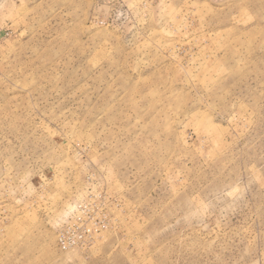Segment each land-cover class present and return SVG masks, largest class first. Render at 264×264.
I'll list each match as a JSON object with an SVG mask.
<instances>
[{"label": "rangeland", "instance_id": "obj_1", "mask_svg": "<svg viewBox=\"0 0 264 264\" xmlns=\"http://www.w3.org/2000/svg\"><path fill=\"white\" fill-rule=\"evenodd\" d=\"M0 264H264V0H0Z\"/></svg>", "mask_w": 264, "mask_h": 264}, {"label": "built area", "instance_id": "obj_2", "mask_svg": "<svg viewBox=\"0 0 264 264\" xmlns=\"http://www.w3.org/2000/svg\"><path fill=\"white\" fill-rule=\"evenodd\" d=\"M59 241L61 244V248L66 249V247L68 246L67 243L65 242V240L62 237H59Z\"/></svg>", "mask_w": 264, "mask_h": 264}]
</instances>
